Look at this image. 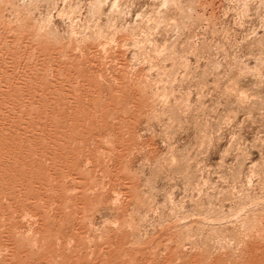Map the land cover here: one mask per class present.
Returning <instances> with one entry per match:
<instances>
[{
  "label": "rangeland",
  "instance_id": "1",
  "mask_svg": "<svg viewBox=\"0 0 264 264\" xmlns=\"http://www.w3.org/2000/svg\"><path fill=\"white\" fill-rule=\"evenodd\" d=\"M0 15V264H264V0Z\"/></svg>",
  "mask_w": 264,
  "mask_h": 264
},
{
  "label": "bare ground",
  "instance_id": "2",
  "mask_svg": "<svg viewBox=\"0 0 264 264\" xmlns=\"http://www.w3.org/2000/svg\"><path fill=\"white\" fill-rule=\"evenodd\" d=\"M35 1V0H34ZM116 1V0H115ZM174 2V1H173ZM22 3V2H21ZM171 3V2H170ZM24 5V4H23ZM13 6V5H12ZM24 7V6H23ZM12 8V7H11ZM93 8V7H92ZM99 9V8H98ZM23 10V9H22ZM98 11V10H97ZM96 11V12H97ZM17 14V13H16ZM96 14V13H95ZM191 14V13H190ZM13 15V14H12ZM15 15V14H14ZM18 15H19V13H18ZM1 16V15H0ZM68 16V15H67ZM99 16V15H98ZM188 16V15H187ZM23 17V16H22ZM89 17V16H88ZM20 18V17H19ZM91 19V18H90ZM98 19V18H97ZM88 20H89V18H88ZM18 21H19V23H20V21L21 20H19L18 19ZM26 21V20H25ZM24 21V19H22V21H21V23L19 24V26H17L18 28H17V31H16V33H18V35L19 36H21V35H23L24 34V30L27 28V26H26V22ZM83 22V21H82ZM97 22V21H96ZM14 23V22H13ZM95 24V23H94ZM161 24V23H160ZM97 26V25H96ZM31 27V26H30ZM38 27H40V26H38ZM51 28V27H50ZM82 28V27H81ZM31 29V28H30ZM29 29V30H30ZM30 32V31H29ZM28 32V33H29ZM26 33V35H28L27 34V32H25ZM31 33V32H30ZM38 34V33H37ZM25 35V36H26ZM37 36V35H36ZM40 36V35H39ZM43 37V36H42ZM39 40V39H38ZM37 40V41H38ZM100 45V44H99ZM198 51V50H197ZM170 54V53H169ZM144 60V59H143ZM200 82V81H199ZM75 86V85H74ZM239 92V91H238ZM239 94V93H238ZM240 95H242V94H240ZM237 98V97H236ZM245 99V98H244ZM237 100H239V98L237 99ZM243 101V100H242ZM245 101V100H244ZM35 104V103H34ZM236 144V143H235ZM187 161V160H186ZM241 164V163H240ZM238 165V164H237ZM233 167V166H232ZM236 167V166H235ZM238 167V166H237ZM8 169V168H7ZM177 169V168H176ZM6 170V169H5ZM176 173V172H175ZM185 175V174H184ZM186 177H187V175H186ZM200 179V178H199ZM203 180V179H202ZM2 192V191H1ZM197 194V193H196ZM196 198V197H195ZM220 208V207H219ZM220 210V209H219ZM222 212V211H221ZM212 245V244H211Z\"/></svg>",
  "mask_w": 264,
  "mask_h": 264
}]
</instances>
